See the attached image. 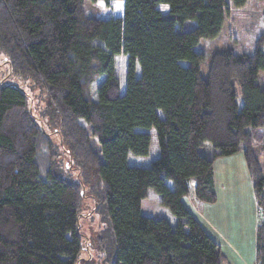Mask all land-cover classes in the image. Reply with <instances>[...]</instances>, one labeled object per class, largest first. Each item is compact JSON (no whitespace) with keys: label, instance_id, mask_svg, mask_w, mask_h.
<instances>
[{"label":"trees","instance_id":"trees-1","mask_svg":"<svg viewBox=\"0 0 264 264\" xmlns=\"http://www.w3.org/2000/svg\"><path fill=\"white\" fill-rule=\"evenodd\" d=\"M85 1L0 0V57L22 80L0 78V264H76L82 250L79 187L38 160L50 143L28 109L31 86L45 93L76 168L102 185L110 264H230L185 198L216 202L214 162L240 152L259 214L254 264H264V54L215 51L203 77L196 48L247 0H120L122 15L108 18L86 16ZM150 130L157 157L130 165L148 155ZM149 188L173 223L141 213Z\"/></svg>","mask_w":264,"mask_h":264},{"label":"rangeland","instance_id":"rangeland-1","mask_svg":"<svg viewBox=\"0 0 264 264\" xmlns=\"http://www.w3.org/2000/svg\"><path fill=\"white\" fill-rule=\"evenodd\" d=\"M82 8L84 14L91 18L119 17L122 15V1L120 0L111 1L108 6L100 0L94 3L86 0ZM230 8V13L225 18L219 36L212 39L203 38L196 46L198 50L205 53L204 60L200 65V73L203 77L207 74L210 61L208 56L215 51L231 49L236 55L251 54L256 45H259L264 54V37L261 38L262 40H258L261 35H264V2L261 0H247L242 8L232 6ZM115 63L121 81V90H123L126 57L117 55ZM0 78H3L4 83L22 84L21 79L9 74L7 64L3 62L2 57H0ZM97 81L98 79L89 88L91 93H93ZM257 81L264 83V70L259 72ZM30 85L31 83L25 84L26 87ZM31 88L28 95V109L39 125L42 135L50 143L49 146L41 143L38 160L44 166L47 165L48 160H53L54 166L60 169L63 176L75 181L79 187L77 231L81 239L82 250L76 264H110L111 261L108 260L104 248L107 225L99 213L98 198L102 194V185L92 169L87 168L81 171L76 168L70 152L62 141L58 123L55 120L51 121L45 115V93L37 87L33 88L31 86ZM80 123L83 126L85 125L81 121ZM150 133L152 140L148 155L146 157L129 156L128 162L130 165L145 167L157 157L158 149L155 132L150 130ZM254 144L257 150L263 151V139L255 141ZM204 148L207 155L211 156L210 147L205 144ZM240 153L243 156V153ZM226 158H220L216 161L217 167L221 168L219 171L224 173L221 185L223 192L221 190L217 191L218 198L216 202L209 205L198 202L193 204L197 212L205 215L202 212L205 209L206 214L211 216L218 224H223L225 221L227 229H229L232 222L238 221L242 231H238L237 234L234 233V239L241 241L248 235L244 245V248L247 249L252 237V232H249L251 223L254 219H258L259 214L251 192V186L247 180L249 176L245 177L243 168L236 157L229 159L227 166L223 162ZM261 166L264 168V159H261ZM188 199H191V197L185 198L186 205H189ZM239 208L242 209V217L237 215L233 217L234 210ZM141 213L153 218L163 217L169 219L171 223L175 221L169 210L160 204V197L151 188L147 190L146 197L141 201ZM251 219L253 220L251 221ZM248 256H251V254L247 253L243 257L239 256V258L243 260ZM232 258H235V256H232ZM235 264H241V262ZM243 264L248 263L244 261Z\"/></svg>","mask_w":264,"mask_h":264},{"label":"crops","instance_id":"crops-1","mask_svg":"<svg viewBox=\"0 0 264 264\" xmlns=\"http://www.w3.org/2000/svg\"><path fill=\"white\" fill-rule=\"evenodd\" d=\"M240 154L241 153H237V154L228 156L227 158L223 157V158H226L223 160V162L227 166L229 159L236 157L239 160V163L243 168L245 177L247 178V175L249 176V178H247V180L251 186V192L253 194L252 181L250 178V173H249V170H248L247 165L245 163L244 157ZM219 160H220V158H219ZM216 161L214 162V184H215V190H216V195H217L218 190H221L223 192L221 185H222L224 173H223V171L222 172L219 171V170H221V168L217 167ZM218 171H219V173H218ZM253 197H254V194H253ZM217 198H218V195H217ZM188 200H189V205H188L189 209L195 215V217L199 220V222L204 226L206 231L218 243L221 252L225 255V257L227 258V260L230 264H235L236 262H241V264H243L244 261H246L248 264H254V261H255V229L257 226L258 219H256V220L251 219V221L253 220V222L251 223L249 232H252V237H251L249 247L247 249H245L244 245H245V242H246L248 235L246 238H244L241 241L238 239H236V240L234 239V237H235L234 233L237 234L238 231H242V229L240 230V224L238 221L232 222V224H230L229 229H227L226 228L227 224L225 223V221L223 224H218L217 221H215L214 219L211 218V216L206 214L205 209H203L202 212L205 215H207L208 217L200 214L199 212H197L195 210V207L193 204L195 201L192 198L188 199ZM254 202H255V199H254ZM205 205H209V204H205ZM235 215L242 217V209L239 208L238 210H234L233 217H235ZM244 225H245V223H244ZM225 247H226V249H225ZM247 253H250L251 256H248L247 258L240 260L239 256L243 257ZM232 256H235V258H232ZM251 258H252V263L250 262ZM237 260H240V261H237Z\"/></svg>","mask_w":264,"mask_h":264}]
</instances>
